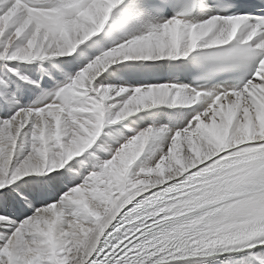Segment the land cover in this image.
I'll return each mask as SVG.
<instances>
[{"label": "snow or ice", "instance_id": "obj_1", "mask_svg": "<svg viewBox=\"0 0 264 264\" xmlns=\"http://www.w3.org/2000/svg\"><path fill=\"white\" fill-rule=\"evenodd\" d=\"M0 264H264V0H0Z\"/></svg>", "mask_w": 264, "mask_h": 264}]
</instances>
